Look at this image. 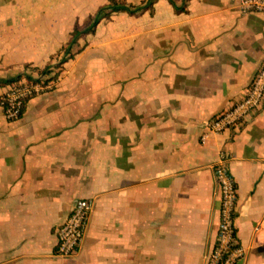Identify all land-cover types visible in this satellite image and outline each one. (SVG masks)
<instances>
[{"label": "crops", "instance_id": "0c3cea01", "mask_svg": "<svg viewBox=\"0 0 264 264\" xmlns=\"http://www.w3.org/2000/svg\"><path fill=\"white\" fill-rule=\"evenodd\" d=\"M58 68L74 26L108 0H0V89L48 74L22 117L0 108V264H206L219 228V152L237 189L236 264H264V107L200 137L264 60V14L237 0H115ZM92 200L80 250L54 255L73 203Z\"/></svg>", "mask_w": 264, "mask_h": 264}, {"label": "built area", "instance_id": "2783aa9c", "mask_svg": "<svg viewBox=\"0 0 264 264\" xmlns=\"http://www.w3.org/2000/svg\"><path fill=\"white\" fill-rule=\"evenodd\" d=\"M241 15L264 14V0H237ZM57 78L41 75L22 78L0 89V108L7 121L19 120L26 103L37 96L54 90ZM264 107V60H262L248 86L247 93L230 108L222 110L204 125L200 142L209 135H219L226 130H239L256 117ZM229 157L219 152L213 174L220 194L219 228L216 242L208 254L206 264H236L244 258L245 250L238 244L236 236L237 189L228 169ZM93 201L78 199L73 203L65 221L56 230L54 255L69 259L81 247L93 211Z\"/></svg>", "mask_w": 264, "mask_h": 264}, {"label": "trees", "instance_id": "16d2710c", "mask_svg": "<svg viewBox=\"0 0 264 264\" xmlns=\"http://www.w3.org/2000/svg\"><path fill=\"white\" fill-rule=\"evenodd\" d=\"M171 3H173L172 0H170ZM106 10H109V12H117V11H127V8L125 4L121 2H117L115 0H108V5L105 7L100 8L96 14L90 18V23L86 27H79L78 25L74 26L70 40L64 49L62 53V57L60 59V62L58 63L57 67L61 68L64 63L71 60L75 53L73 51V46L77 43L78 39L86 34L92 33L94 31V28L96 25L103 19L109 16V13H106ZM51 71V68H47L42 72V75H48Z\"/></svg>", "mask_w": 264, "mask_h": 264}]
</instances>
